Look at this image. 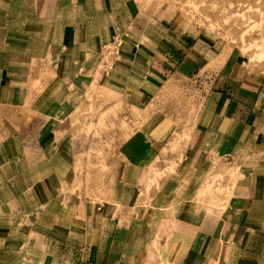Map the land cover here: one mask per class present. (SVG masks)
<instances>
[{
  "label": "crops",
  "instance_id": "1",
  "mask_svg": "<svg viewBox=\"0 0 264 264\" xmlns=\"http://www.w3.org/2000/svg\"><path fill=\"white\" fill-rule=\"evenodd\" d=\"M134 14L128 0H0V264H264V61L205 82L175 176L156 194L142 189L160 146L137 130L113 180L125 196L72 192L71 112L87 89L145 109L152 88L166 97L200 73L194 47H168ZM124 26L104 73L103 47ZM229 168L240 174L231 195L198 196V176Z\"/></svg>",
  "mask_w": 264,
  "mask_h": 264
},
{
  "label": "rangeland",
  "instance_id": "2",
  "mask_svg": "<svg viewBox=\"0 0 264 264\" xmlns=\"http://www.w3.org/2000/svg\"><path fill=\"white\" fill-rule=\"evenodd\" d=\"M128 1L134 7L133 18L147 25V32L155 39L160 35L168 47L179 42L185 48L194 47L200 73L190 80L177 78L183 82L182 88L168 91L166 97L163 89L152 88L145 109L124 104L121 93L110 87L96 84L86 90L82 103L71 112V139L75 144V180L71 189L96 200L109 198L112 187L119 190L120 198L126 195V188L113 180L125 172L128 157L124 141L134 130L147 132L160 146L156 147L158 153L151 164L147 163L148 178L142 189L147 195L156 194L161 181L175 176L186 138L197 117V100H201L205 82L222 79L225 72L237 70L244 61L250 64L264 61V0ZM124 29L125 26L121 27L103 47L104 73L125 49ZM183 175L188 176V171ZM202 175L198 176V196L210 197V204H217L218 199L234 192L240 174L238 168H229ZM184 176L183 186L197 188V177L193 185L194 180L185 182Z\"/></svg>",
  "mask_w": 264,
  "mask_h": 264
}]
</instances>
